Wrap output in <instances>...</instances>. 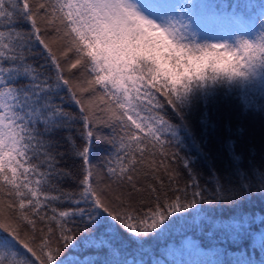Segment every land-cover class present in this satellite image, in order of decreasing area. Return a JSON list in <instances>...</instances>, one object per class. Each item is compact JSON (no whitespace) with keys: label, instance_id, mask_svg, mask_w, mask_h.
Here are the masks:
<instances>
[{"label":"snow or ice","instance_id":"obj_1","mask_svg":"<svg viewBox=\"0 0 264 264\" xmlns=\"http://www.w3.org/2000/svg\"><path fill=\"white\" fill-rule=\"evenodd\" d=\"M229 7L0 0V264H129L114 257L178 214L264 199V157L250 150L243 166L229 138L221 168L209 149L222 105L238 100L246 114L264 95V5L259 27ZM256 219L221 229L239 242Z\"/></svg>","mask_w":264,"mask_h":264},{"label":"trees","instance_id":"obj_2","mask_svg":"<svg viewBox=\"0 0 264 264\" xmlns=\"http://www.w3.org/2000/svg\"><path fill=\"white\" fill-rule=\"evenodd\" d=\"M181 2H189V0H181ZM190 2L194 5H229L228 12L243 15L245 19L251 18L256 27H259L261 19L260 5H264V0H190ZM248 5L254 7H248ZM39 62L43 63L42 60ZM251 98L254 106L246 114L241 111L242 105L238 100L221 106L220 127L216 134L210 136L209 144L211 154L216 158L221 168L229 160L226 147V141L229 138L236 141L235 150L244 155L243 166L247 167L250 150L255 152V163L262 162V157H264V115L261 114L257 106L264 105V95L260 93L259 89H256L251 94ZM65 107L74 114L77 112V107L70 102L66 101ZM228 125L232 128L231 133L227 131L226 126ZM80 127L82 126L76 125V128ZM238 127L243 129L242 133L237 134ZM102 131L107 134L110 130L105 128ZM65 134L61 133L60 135ZM72 135L76 138L78 145L83 143L75 131ZM197 135L199 136V129ZM66 147L65 144L60 150L64 151ZM107 147L103 144L94 145V163L102 161ZM185 151L181 148V155H184ZM193 154H195L194 151ZM72 164V160L61 161L62 166H71ZM173 167L181 173L179 185L183 187L187 179L184 169L179 161ZM164 179L167 184V177ZM72 186L73 181L71 180L61 185L65 189H70ZM244 214L264 216V199L254 196L251 202L243 204L239 209L228 205H199L187 213L178 214L165 233L145 238L141 247H138L136 242L129 241L126 251L114 259H126L129 264H133V261H142L143 264H161V259L165 264H245V262L247 264H264V248L261 247L264 223H261L259 219L249 221L248 235L239 242H233L231 238L226 237L221 229L222 224H232L240 220ZM234 231L235 229H233ZM125 239H127L126 236Z\"/></svg>","mask_w":264,"mask_h":264},{"label":"rangeland","instance_id":"obj_3","mask_svg":"<svg viewBox=\"0 0 264 264\" xmlns=\"http://www.w3.org/2000/svg\"><path fill=\"white\" fill-rule=\"evenodd\" d=\"M161 261H162L161 264H165L164 261H163L162 259H161Z\"/></svg>","mask_w":264,"mask_h":264}]
</instances>
